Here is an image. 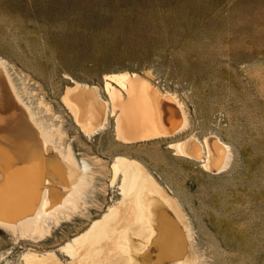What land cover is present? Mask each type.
Returning <instances> with one entry per match:
<instances>
[{
  "label": "rangeland",
  "instance_id": "1",
  "mask_svg": "<svg viewBox=\"0 0 264 264\" xmlns=\"http://www.w3.org/2000/svg\"><path fill=\"white\" fill-rule=\"evenodd\" d=\"M0 58L33 92L20 90L35 111L64 119V145L94 172L87 208L52 224L45 241L15 243L0 229V264L30 247L56 249L105 213L120 198L111 185L119 155L174 191L205 264H264V0H0ZM126 71L151 72L184 102L188 123L176 137L124 144L113 118L88 136L75 125L62 101L72 80L108 99L104 76ZM212 135L229 149L221 173L203 167L205 154L187 159L169 147Z\"/></svg>",
  "mask_w": 264,
  "mask_h": 264
},
{
  "label": "bare ground",
  "instance_id": "2",
  "mask_svg": "<svg viewBox=\"0 0 264 264\" xmlns=\"http://www.w3.org/2000/svg\"><path fill=\"white\" fill-rule=\"evenodd\" d=\"M153 79L149 71L107 74L108 99L100 87L72 80L63 105L87 136L113 118L116 137L124 144L166 141L187 125L188 114L178 95L160 90ZM16 83L0 58V229L10 232L15 243L38 244L50 236L52 224L87 208L94 172L64 145V119L50 107L35 111L28 104L34 97L26 102V90ZM43 105L40 99L37 108ZM169 147L187 159L202 160L205 154L202 165L210 172L221 173L229 159L228 147L214 135L204 143L192 136ZM111 168V185L120 198L105 213L58 248L26 247L10 264H205L174 191L136 159L116 156Z\"/></svg>",
  "mask_w": 264,
  "mask_h": 264
}]
</instances>
